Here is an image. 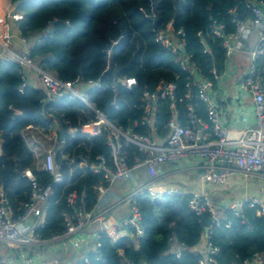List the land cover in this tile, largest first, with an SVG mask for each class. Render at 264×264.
Instances as JSON below:
<instances>
[{
	"label": "trees",
	"instance_id": "1",
	"mask_svg": "<svg viewBox=\"0 0 264 264\" xmlns=\"http://www.w3.org/2000/svg\"><path fill=\"white\" fill-rule=\"evenodd\" d=\"M6 7L11 8V17L19 13L20 18L13 20L5 13ZM249 18L246 0H0V25L8 23L24 39L30 60L37 68L54 72L62 81L80 76L107 85L117 78H132L134 84L130 89L100 91L94 87L89 90L90 98L97 109L123 129L162 139L169 132L172 104L168 100L157 102L152 110L154 128L141 126L144 90L155 92L161 81L174 83L177 90L173 104L182 125L187 123L188 105L193 106L198 117L205 119V113L193 90L186 98L187 73L154 42L156 30L172 22L174 31L184 33L185 50L191 60L204 76L212 78L210 70L215 68L220 74L225 57L219 41L210 35L211 21L232 32L233 19ZM48 30L50 36H44ZM197 33H201L207 52ZM257 66L264 79V60L258 61ZM22 71L18 62L0 57V198L6 197L18 216L35 186L50 185L52 194L44 204L46 224L38 231L47 239L65 232L64 214L73 216L65 201L68 194L84 195L85 208L91 209L97 200L93 187L106 185L100 176L77 169L76 156L108 157V149L103 136L91 137L80 132L93 116L85 113L78 100L60 99L44 105L39 86L27 85L20 93ZM113 102L117 110L112 108ZM30 125L40 126L46 132L63 131L66 150L64 157L57 158L64 178L61 183H53L45 172L33 173L35 185L25 177L24 172L31 170L32 159L21 141V131ZM68 129L76 133L69 135ZM124 156L131 167L134 158L141 154L130 145L124 148ZM136 205L142 229L139 249L134 250L129 244L120 256L110 240L101 235L100 260L88 254L87 264H122V259L128 264H198L203 253L194 248L203 237V228L200 217L189 210L186 198H168L157 206L147 195L140 194ZM223 215L230 226L214 229L208 237L219 249L215 264H243L253 253H264V220L254 208L244 207L239 217L229 210H224ZM202 216L208 218L205 213ZM175 244L181 246L179 252L172 249Z\"/></svg>",
	"mask_w": 264,
	"mask_h": 264
},
{
	"label": "built area",
	"instance_id": "2",
	"mask_svg": "<svg viewBox=\"0 0 264 264\" xmlns=\"http://www.w3.org/2000/svg\"><path fill=\"white\" fill-rule=\"evenodd\" d=\"M246 8L251 13V18L245 21L231 22L234 31L227 32L223 24L212 20L209 26L210 35L217 39L224 51V65L229 64L232 58L242 53L249 47L250 37L256 35V41L249 49V62L239 79V90L243 97L250 99L254 124L246 129L241 137L230 138L227 129L223 126L222 118L217 110V104L212 99L214 95V83L219 81L220 74L215 68L210 70L212 78L204 76L191 60L185 50L184 33L181 30L174 31L172 22H168L163 28L157 29L154 42L171 56L172 62L178 68L187 73L185 88L186 98L193 90L195 98L203 105L205 119L193 113V106L188 105L186 125H182L178 119V112L174 107L177 87L174 83L161 81L155 92L144 90L141 94L145 104L144 116L141 126L153 127V106L160 101L168 100L172 105V117L167 127L169 133L163 144H159L156 137L138 135L130 129H123L110 121L106 114L96 108L92 102L89 90L97 88L100 91L123 87L130 89L134 84L132 78H117L111 84L101 85L91 80H85L77 76L71 81L58 79L52 71H43L37 68L30 60L29 49L25 46L24 39L19 37L23 45L21 52L14 51L11 45V27L8 23L0 25L2 35L0 37V57L6 56L18 62L22 67L21 86L19 92L27 86L25 70H32L37 76L39 87L43 91L44 105L55 103L60 99L69 101L78 100L85 108V113L93 116V120L82 125L80 132L88 136H103L104 144L108 149V157L97 154L92 158L76 156L79 160L77 169L87 171L92 175L100 176L106 185L98 184L93 187L97 196L96 204L91 208H85L84 195L70 193L65 201L73 211V216L63 215L65 232L53 234L45 239L38 233L45 227L46 219L44 204L52 194L51 186H35L28 203L23 205L22 212L16 216L10 201L6 197L0 198V264H28L29 257L23 249L39 248L44 245L56 244L65 237L73 236L81 232L85 227L98 224V229L93 233L92 249L88 252L95 260H100L99 239L105 235L111 244L122 235L140 237V211L136 205L137 196L145 194L150 200L157 198L165 201L168 198H186L190 211L197 216L204 213L208 215L210 226L207 238H205V252L198 264H215L219 255V249L214 247L208 237L214 229L228 228L230 221L215 208L210 198L203 192L186 191L177 186H168L161 192L154 191V183L157 179V167L159 165L175 163L182 159L198 158L206 169L204 178L212 185H224L235 173L244 178L260 177L264 179V79L257 62L264 60V0H246ZM231 13V12H230ZM9 15V14H8ZM14 20V16L11 17ZM50 36V31L46 32ZM200 44L207 52L201 33H197ZM115 44V43H113ZM111 56L110 51H107ZM230 78L231 73H227ZM114 110L118 107L115 102L111 104ZM73 129H68L67 134L74 135ZM60 132L52 129L46 132L40 126L30 125L21 131V141L29 152L32 163L31 170L24 172L25 177L35 185L34 172H45L52 178L53 183H61L63 174L58 157H64L66 150L65 141L60 138ZM134 146L141 154L140 158H134L133 165L127 166L124 148ZM75 165V163H74ZM144 168L148 181L141 189L132 194L128 200L127 217L123 220L107 216L105 212H96L98 201L106 194L111 184L116 181H124L129 178V173L135 168ZM244 207L254 208L257 216L264 220V199L259 197H244L228 206L233 216L239 217ZM181 249V246H180ZM17 251V252H16ZM121 255V250H118ZM26 255H23V254ZM88 254L81 257L73 264H87ZM179 256V253H177ZM128 264V263H126ZM243 264H264V253H253Z\"/></svg>",
	"mask_w": 264,
	"mask_h": 264
},
{
	"label": "crops",
	"instance_id": "3",
	"mask_svg": "<svg viewBox=\"0 0 264 264\" xmlns=\"http://www.w3.org/2000/svg\"><path fill=\"white\" fill-rule=\"evenodd\" d=\"M5 13L10 16L11 8L6 7ZM20 16L21 14L15 13L14 20H18ZM10 33L12 38L10 47L12 50L20 52L19 34L12 28ZM249 40V47L242 53L235 55L229 64L224 65L219 81L214 83L212 99L217 104L223 126L227 129L230 138L241 137L244 131L254 124L251 101L241 95L238 86L239 79L249 62V49L253 47L256 35L252 34ZM227 67L238 73L239 79L237 81L228 78ZM25 73L28 85L39 86L37 76L33 71L26 69ZM152 121L154 123L153 118ZM166 136L163 139L158 138V136L155 137L159 144H163ZM206 172L198 158L182 159L175 163L159 165L153 188L154 191L161 192L166 187L173 185L189 192H203L210 198L212 205L221 213L229 205L244 197L264 199V179L260 177L244 178L239 173H235L224 185H212L204 178ZM147 181L148 176L144 168L132 169L129 178L124 181H116L110 185L106 194L98 201L96 212H105L107 216L123 220L127 217L128 198L141 189ZM97 229L98 224H92L82 229L78 234L65 237L59 243L44 245L39 248L23 249L22 252L26 251L25 253L29 257L28 264H73L92 249L94 243L93 233ZM128 244H132L134 250L139 249L138 238L133 235L128 237ZM172 249L179 252L180 246L175 244ZM194 250L200 253L205 252L204 237ZM25 253L23 255H26ZM124 263H126V260L122 259V264Z\"/></svg>",
	"mask_w": 264,
	"mask_h": 264
},
{
	"label": "water",
	"instance_id": "4",
	"mask_svg": "<svg viewBox=\"0 0 264 264\" xmlns=\"http://www.w3.org/2000/svg\"><path fill=\"white\" fill-rule=\"evenodd\" d=\"M157 23H158V20H156L154 22V29H156L157 27ZM60 138H62V135H63V131H60ZM154 205H160L162 203V201L158 200L157 198H153L152 201H151ZM200 217V220H201V225H202V228H203V237L204 239L207 238V235H208V229H209V226H210V221L208 219H206L205 217H203L202 215L199 216ZM129 244H128V236L126 235H122V236H119L115 241L114 243L112 244V246L118 250H122L124 247H127ZM126 264V263H124Z\"/></svg>",
	"mask_w": 264,
	"mask_h": 264
},
{
	"label": "rangeland",
	"instance_id": "5",
	"mask_svg": "<svg viewBox=\"0 0 264 264\" xmlns=\"http://www.w3.org/2000/svg\"><path fill=\"white\" fill-rule=\"evenodd\" d=\"M30 70V69H29ZM32 71V70H31ZM227 72L231 73V77L233 81H237L239 79V75L236 72H233V69H231L230 67H227ZM26 75V73H25ZM0 251H2V249H0Z\"/></svg>",
	"mask_w": 264,
	"mask_h": 264
}]
</instances>
